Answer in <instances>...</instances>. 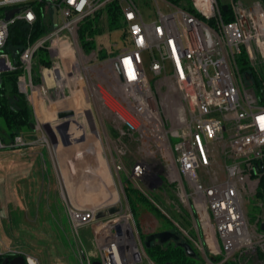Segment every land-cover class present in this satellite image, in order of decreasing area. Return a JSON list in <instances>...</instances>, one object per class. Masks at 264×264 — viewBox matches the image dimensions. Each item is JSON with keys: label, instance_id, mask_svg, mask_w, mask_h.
Returning a JSON list of instances; mask_svg holds the SVG:
<instances>
[{"label": "built area", "instance_id": "obj_1", "mask_svg": "<svg viewBox=\"0 0 264 264\" xmlns=\"http://www.w3.org/2000/svg\"><path fill=\"white\" fill-rule=\"evenodd\" d=\"M45 1L57 8V24L29 42L16 61L4 51L10 28L18 21L33 25L38 19L33 3L44 0H0V77L16 73L18 93L31 104L34 116L44 107L55 114L56 127L77 121V114L92 124L96 111L88 95L94 50L86 53L81 46L82 24L117 2L125 28V47L98 70L130 117L114 113L124 127L116 142L107 140L116 170L126 173L127 179L121 180L124 199L109 198L91 206L69 202L73 227H91L99 253L94 259L80 245L81 263L157 264L146 251L125 188L131 183L146 193L145 188L158 185L160 178L161 185L175 184L179 200L190 204L200 238H189L204 264H226L237 252L253 247L254 231L243 198L255 192L258 180L253 177L259 179L263 171L264 100L256 91L253 73L264 62V2L246 5L231 0L224 11L220 0H188L193 10L162 0L170 8L164 12L160 0H155L157 18L148 22L136 0ZM20 7L21 12L6 19ZM228 11L231 20L225 19ZM42 49L48 59L40 61L38 74L34 64ZM242 55L254 71L251 79L239 69ZM74 100L84 105L75 107ZM67 110L74 114L58 117ZM81 127L83 132L85 126ZM124 137L136 141L140 150L130 170L124 162L129 151ZM46 141L44 134L35 140L16 135L9 144L0 139V150ZM114 206L119 207L115 213L97 217ZM26 260L39 264L33 256Z\"/></svg>", "mask_w": 264, "mask_h": 264}, {"label": "rangeland", "instance_id": "obj_2", "mask_svg": "<svg viewBox=\"0 0 264 264\" xmlns=\"http://www.w3.org/2000/svg\"><path fill=\"white\" fill-rule=\"evenodd\" d=\"M136 1L145 15L146 21L150 22L157 18L155 0ZM220 1L225 4L231 2V0ZM240 1L246 5H251L256 0ZM262 1L264 2V0ZM179 3L183 6H188L189 4L188 0H179ZM159 5L164 12L170 10L162 0L159 1ZM91 18L92 26L96 29V35L94 36L96 49L89 62V65L93 66L94 70L89 71L90 73L88 72L90 84L88 95L91 105L100 113V116H104V119L109 113L117 112L125 119L130 120L125 107L101 81L98 71L107 58L116 56L125 47V28L124 26L118 29L110 28L106 8ZM122 22H124L123 17ZM38 54L34 64V71L40 74L39 63L43 58L48 59V54L44 49ZM103 54H108V57L101 59L100 56ZM260 60L258 59L259 62H261ZM261 63L260 66L264 69V62ZM149 64V60H146V69L150 74ZM7 83L10 87L14 84L12 79L7 80ZM81 104L82 106L84 105V103ZM42 110L44 117L47 116V111H44V107ZM42 113L39 111L38 116H35V123L39 122L40 126L38 128L44 131ZM110 116L113 117V115ZM39 136L41 137V135ZM125 140L128 143L131 142L130 146L128 144V154L133 157L137 156L136 147L138 144L136 145V141L132 142L128 138H125ZM40 155L44 156V154L39 153L38 148L17 151L0 150V202L2 204L0 211L3 214L12 202L13 205L14 202H18V212H15L12 223L13 230L10 233L3 230L6 227L3 225V219L1 220L0 218V256H6L7 253H15L11 251V248L13 249L15 245L21 244L22 240L23 244L20 246L23 251L34 255L40 264H82L79 258L80 245L93 255L94 259L99 258L91 227H80L76 230L65 209L63 207L57 209L54 196L49 198L46 190H44L43 195L41 194L39 190L40 181L42 176H44L45 167L44 162H41ZM132 163H129L128 167H132ZM122 176L123 180L127 179L124 174ZM253 178L258 180L255 192L250 195L245 194L243 200L246 216L254 231L255 243L253 247L237 252L228 263L253 264L254 262L256 264H264V231L261 229V224L264 222V198L257 195L261 177L259 179H257L258 177ZM28 185L37 187V192L29 195L30 197H27V194L25 195L24 193L17 194L19 190L23 192ZM128 185H131V183H128ZM132 188L145 197V201L138 202V213L131 208L136 225L142 236H148L151 233L169 228L167 230H178L181 240L190 244L192 243L190 238L196 240L200 238V232L196 226V216L191 211L190 204L179 200L178 189L175 184L164 183L159 189L154 190L145 188L146 193L134 186ZM125 195L128 199L126 192ZM122 197L124 199V194ZM58 202L59 205L63 202L61 197L58 198ZM42 206L44 211L41 209ZM11 244H14V246Z\"/></svg>", "mask_w": 264, "mask_h": 264}, {"label": "crops", "instance_id": "obj_3", "mask_svg": "<svg viewBox=\"0 0 264 264\" xmlns=\"http://www.w3.org/2000/svg\"><path fill=\"white\" fill-rule=\"evenodd\" d=\"M110 115H113V117ZM75 118L77 121H69L73 124L67 125L64 129H58L55 126V114L47 112V116L44 117V131L34 124L35 136L39 138V135L42 136L44 134L47 141L44 144H38L30 148H38L39 153L44 154V156L40 155L41 162H44L45 167L44 176H42L40 181L39 190L41 194L43 195L44 190H46L49 198L54 196L57 209L63 207L66 214H68L69 202L91 206L109 198L122 197V174L126 176L125 172L116 170L113 161L114 150L107 142L108 139L116 142L120 138V129L124 127V124L116 121L114 113H109L104 119V116H100V113L93 111L92 124L84 121L82 115L77 114ZM81 125L85 126L84 130H82L84 133L81 132ZM67 129L71 130V132L67 133ZM125 138L127 137L122 139L130 146L131 142L128 143ZM135 143L137 145V142ZM136 149L137 156L133 157L129 154L124 156L127 170L133 167L140 156L138 146ZM131 162H133L132 167H128ZM36 189L38 188H35L34 185H28L23 192L19 190L17 194L24 193L25 195L27 194V197H30L29 195L37 192ZM59 197L63 200L60 205L58 202ZM17 203L14 202V205L13 202L12 204L10 203L11 205L5 209L3 214L0 211V218L1 220L3 219V225L7 228L3 230L9 231V233L13 230L12 223L15 212H18ZM1 206L0 202V210ZM41 209L44 211L43 206ZM21 244H23L22 240ZM21 244L19 243L15 245V248H11V251L15 253H7L6 255L12 254L14 257H16L15 255L24 256L27 263V256H35L23 251ZM11 245L14 246V244ZM14 257L8 258L13 259Z\"/></svg>", "mask_w": 264, "mask_h": 264}, {"label": "trees", "instance_id": "obj_4", "mask_svg": "<svg viewBox=\"0 0 264 264\" xmlns=\"http://www.w3.org/2000/svg\"><path fill=\"white\" fill-rule=\"evenodd\" d=\"M179 3V0H172ZM35 9L38 12V19L33 25H30L24 21H18L14 23L10 28V35L7 40L4 51L9 53L11 57L18 61L20 52L26 48L29 42L37 40L45 33L49 32L53 28V8L50 3L44 0V2L33 3ZM193 10L188 4L184 6ZM108 14V20L111 29H118L124 26L122 22V10L117 2H113L106 7ZM226 20H231L233 15L230 11L224 14ZM92 18L87 19L79 30V38L81 46L86 53H90L96 49V43L94 36L96 35V29L92 26ZM108 57V54L100 56L101 59ZM44 63V58L41 59ZM238 66L243 73H253L251 65L248 63L245 55L239 57ZM254 86L260 97L264 100V69L259 68L258 73L254 74ZM2 82L0 83V138L11 143L16 135H23L29 140L37 139L35 136V129L32 123L35 121L34 111L31 104L18 93L16 85V73L8 72L1 76ZM13 80L14 84L10 87L7 80ZM34 145H29L25 148H6L7 151H17L22 149H29ZM133 185H128L125 188V192L128 196L131 208L137 212L138 202L145 201V197L138 194L134 190ZM257 195L264 198V160L263 171L260 181V186L257 191ZM138 213V212H137ZM165 228L163 230H167ZM142 236V235H141ZM143 241L147 239V236H142ZM149 256L157 264H204L202 256L197 253L196 257H191L187 254L183 247L176 244L175 241L170 240L165 243L159 241L152 242L151 246L146 249ZM14 257L12 254L6 256H0V264H2L6 257ZM232 264V263H226ZM253 264H256L253 262Z\"/></svg>", "mask_w": 264, "mask_h": 264}, {"label": "water", "instance_id": "obj_5", "mask_svg": "<svg viewBox=\"0 0 264 264\" xmlns=\"http://www.w3.org/2000/svg\"><path fill=\"white\" fill-rule=\"evenodd\" d=\"M222 9L224 11H227L228 10V4H223L222 5ZM22 10H23V7L11 10L7 14L6 19H10L15 13L21 12ZM52 18H53V23L56 25L57 21H58V10H57L56 7H53ZM246 77H247V79H251L252 78V74L247 73ZM1 82H2V79L0 77V83ZM73 114H74V112L72 110H67V111L60 112L58 114V117L59 118H67V117H71ZM69 124H73V123L65 121V122L61 123L57 128L58 129H64ZM32 126H34V123H32ZM2 141L5 142L4 140H2ZM5 143H7V142H5ZM162 182H163V180H162V178H160L159 182H158V185L149 186V188L150 189H155L159 185H161ZM118 210H119V207H113V208H110L109 210H102V211L97 213V217H104V216H106L108 214L115 213ZM261 229L264 231V222L261 224ZM156 240L159 241L160 243H165L167 241L173 240V241L176 242V244L178 246L183 247L189 256H191V257H196L197 256V253L194 250V248L191 246V244L188 243L187 241H182L181 240V235H180V232L178 230H163V231L154 232V233L149 234L147 236V239L144 242L145 247L149 248L151 246L152 242H154ZM212 258L214 259V257H212ZM2 264H27V263L25 261V257L24 256H16L13 259H10L8 257L5 258V260H4V262ZM93 264H101V263L99 261H94Z\"/></svg>", "mask_w": 264, "mask_h": 264}, {"label": "bare ground", "instance_id": "obj_6", "mask_svg": "<svg viewBox=\"0 0 264 264\" xmlns=\"http://www.w3.org/2000/svg\"><path fill=\"white\" fill-rule=\"evenodd\" d=\"M80 99H81V97H80ZM71 102H73V106L75 105V107L77 106L76 104H81V100H80V102H77L76 100H74V101H71ZM85 106H89V104L86 102V105ZM86 107V108H87ZM42 109L40 110V112L42 113ZM44 113H42V116L44 117V115H43ZM32 264H37L35 261H32Z\"/></svg>", "mask_w": 264, "mask_h": 264}]
</instances>
